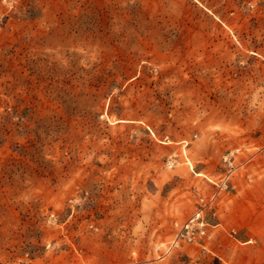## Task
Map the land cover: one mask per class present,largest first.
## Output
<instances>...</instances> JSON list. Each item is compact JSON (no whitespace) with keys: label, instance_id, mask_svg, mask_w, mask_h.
I'll use <instances>...</instances> for the list:
<instances>
[{"label":"rangeland","instance_id":"obj_1","mask_svg":"<svg viewBox=\"0 0 264 264\" xmlns=\"http://www.w3.org/2000/svg\"><path fill=\"white\" fill-rule=\"evenodd\" d=\"M0 264H264V0H0Z\"/></svg>","mask_w":264,"mask_h":264},{"label":"built area","instance_id":"obj_2","mask_svg":"<svg viewBox=\"0 0 264 264\" xmlns=\"http://www.w3.org/2000/svg\"><path fill=\"white\" fill-rule=\"evenodd\" d=\"M214 198L210 200L212 203ZM205 202L204 199L201 200ZM175 238L169 246V250L180 247L183 244H195L203 240L207 235L208 224L205 219L204 208L197 210L187 221L178 225Z\"/></svg>","mask_w":264,"mask_h":264}]
</instances>
